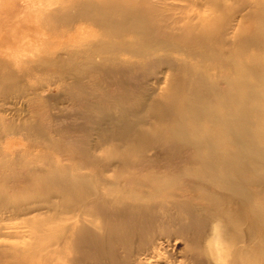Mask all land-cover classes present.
<instances>
[{
    "label": "bare ground",
    "instance_id": "1",
    "mask_svg": "<svg viewBox=\"0 0 264 264\" xmlns=\"http://www.w3.org/2000/svg\"><path fill=\"white\" fill-rule=\"evenodd\" d=\"M41 5L47 47L21 75L0 61L27 108L0 118V213L27 228L0 223V264H213V223L229 264H264V0ZM78 88L88 145L72 149L40 114Z\"/></svg>",
    "mask_w": 264,
    "mask_h": 264
},
{
    "label": "rangeland",
    "instance_id": "2",
    "mask_svg": "<svg viewBox=\"0 0 264 264\" xmlns=\"http://www.w3.org/2000/svg\"><path fill=\"white\" fill-rule=\"evenodd\" d=\"M47 1L48 0H0V35L5 36V39H0V61L13 63V67L11 69H13V71L16 73H18L19 70L16 63L21 62L19 59L31 58L32 56L34 59H37L36 55L34 54L38 50L47 47V45L45 43L43 44L41 38H39L32 29L33 27H35L34 31H36L37 33L38 31L41 32L42 27H36V25H34V22L36 21V17L40 15L41 10L45 8L46 4L41 5V3H46ZM56 7L57 6L54 5L51 7V9H57ZM60 23L61 22H58L57 25H60ZM86 32L91 34L92 36L96 34V29L88 27L86 28ZM88 43L89 41H86L85 39H78V41L76 42L66 44L65 47L67 45H70L72 51H75V48L76 51H79L83 46H88ZM60 54L65 57V50ZM16 59L18 60L17 62L15 61ZM2 70L5 72L8 71L4 68ZM38 76L43 77V75ZM2 92H0V118H3L6 122L21 118L23 116V112L25 113L27 111V108L25 106L26 103L25 101H23L22 96L13 89H11L8 94ZM45 93V98L47 97V99H49L48 103L50 101L51 110H48V112L47 110L43 111L40 114L42 118H44L43 120H51L58 124H60L59 122L64 121V124L57 128L59 130V132L57 133V137L59 139H62L66 146L72 149L74 146L84 147L88 145V139H85V130L82 127L77 126V123L79 121L78 116L81 106H83L84 102L90 97V92L80 90L78 88L75 91H71L70 94H67L63 105L60 104L57 106L53 97L54 95H56L55 91ZM66 107H68V110L59 112L60 108L65 109ZM70 108H72V110H69ZM15 125L16 124H14L13 126ZM26 143H28V141H21L14 147H11L10 144L5 145V151H3L2 154L6 155L9 159V162H11L12 159H15L17 157V153L15 152V150H18L16 149L17 146L22 148L21 153H26L25 149L28 150L27 148L24 149V145ZM36 152L37 155H39L42 150H37ZM51 155L53 156V154ZM0 223L4 226L13 225L15 227V231L23 235L26 234L25 232L27 228L23 227L21 218H15L14 216V219H12V214H4L3 212H1ZM24 237L25 239H28L26 236Z\"/></svg>",
    "mask_w": 264,
    "mask_h": 264
},
{
    "label": "clouds",
    "instance_id": "3",
    "mask_svg": "<svg viewBox=\"0 0 264 264\" xmlns=\"http://www.w3.org/2000/svg\"><path fill=\"white\" fill-rule=\"evenodd\" d=\"M205 248L213 259V264H229V247L219 233L216 223L211 226L209 237L205 240Z\"/></svg>",
    "mask_w": 264,
    "mask_h": 264
}]
</instances>
